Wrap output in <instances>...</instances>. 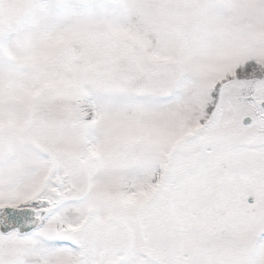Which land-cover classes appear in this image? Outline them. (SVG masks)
Instances as JSON below:
<instances>
[{
    "label": "snow or ice",
    "instance_id": "6c2138e0",
    "mask_svg": "<svg viewBox=\"0 0 264 264\" xmlns=\"http://www.w3.org/2000/svg\"><path fill=\"white\" fill-rule=\"evenodd\" d=\"M0 264H264V0H0Z\"/></svg>",
    "mask_w": 264,
    "mask_h": 264
}]
</instances>
